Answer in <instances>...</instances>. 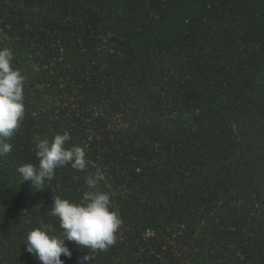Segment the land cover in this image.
Returning <instances> with one entry per match:
<instances>
[{"label":"trees","instance_id":"16d2710c","mask_svg":"<svg viewBox=\"0 0 264 264\" xmlns=\"http://www.w3.org/2000/svg\"><path fill=\"white\" fill-rule=\"evenodd\" d=\"M26 77L25 118L0 156V264L58 195L99 168L122 224L64 264H264V0H0V48ZM67 132L88 166L43 190L17 168Z\"/></svg>","mask_w":264,"mask_h":264},{"label":"clouds","instance_id":"9594fccd","mask_svg":"<svg viewBox=\"0 0 264 264\" xmlns=\"http://www.w3.org/2000/svg\"><path fill=\"white\" fill-rule=\"evenodd\" d=\"M12 51L0 48V156L12 150L10 140L25 118L24 85L26 77L19 68L13 67ZM71 139L67 132L55 134L51 140L34 139V150L38 163H25L17 168L21 180L30 181L38 189H45L46 182L55 176V170L70 165L77 171L88 166L86 153L78 145L67 146ZM102 172L98 168L95 175L85 178L87 190L79 202H71L58 195L52 197L48 213L58 220L59 234L51 224L40 221L39 227L29 230L23 240L28 253L34 255L41 264H64L61 255L71 258L72 252L65 241L75 242L80 248L91 252L106 251L115 243L116 232L122 220L112 207L111 195L97 191ZM86 252L79 264L90 261Z\"/></svg>","mask_w":264,"mask_h":264}]
</instances>
